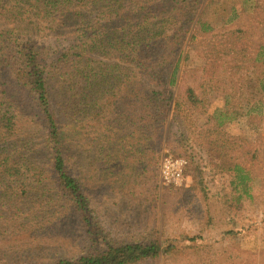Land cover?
<instances>
[{
  "label": "rangeland",
  "instance_id": "rangeland-1",
  "mask_svg": "<svg viewBox=\"0 0 264 264\" xmlns=\"http://www.w3.org/2000/svg\"><path fill=\"white\" fill-rule=\"evenodd\" d=\"M172 1L97 0L92 6L93 0H75L70 21L57 11L49 24L0 17V39L32 41L45 50L47 65L67 45L66 36H80V15L98 23L95 29L106 23L124 35L131 18L117 19V8L127 9L132 22L147 27L157 41L185 36L188 54L174 99L161 110L162 128L151 130L152 138L139 130L106 128L94 117L85 121L84 104L77 105L81 113L73 121L61 109L62 87L53 81L67 164L89 201L96 241L70 203L50 193L56 185L47 174L50 149L40 111L29 99L16 102L14 126L0 125V264H49L87 254L95 244L152 241L174 249L140 264H264V87L256 80V67L264 77V51L258 55L257 46L264 44V0H217L210 6L209 0H187L197 8L195 15ZM89 3L93 10L86 9ZM103 5L112 9L106 17ZM69 22L79 24L73 29ZM188 89L199 104L185 101ZM134 102L124 110H138ZM167 156L186 160V185L162 182ZM236 165L248 176L245 184H239Z\"/></svg>",
  "mask_w": 264,
  "mask_h": 264
},
{
  "label": "trees",
  "instance_id": "trees-1",
  "mask_svg": "<svg viewBox=\"0 0 264 264\" xmlns=\"http://www.w3.org/2000/svg\"><path fill=\"white\" fill-rule=\"evenodd\" d=\"M93 1L95 3L92 6H95L97 0ZM216 1L209 0L207 6ZM172 2L182 3L181 8L190 13L194 12V15L198 12L197 8L193 7V2L188 3L187 0ZM76 5L75 0H0V17L13 23L24 22L26 19L35 23V19H38L49 24L54 20L53 13L62 11L65 12L64 20L70 21L73 11L77 10ZM88 6L86 9L93 10L90 3ZM103 9L104 17L112 10L108 5H103ZM125 10L127 9H116L119 17L117 19L131 18L127 29H123L124 35L118 31L117 34L109 31V24L106 23L100 24L101 27L95 29L98 23L87 21L89 16L80 15L81 19L83 16L81 24L77 27V32H81L80 36H66L67 45L54 54L55 61H52L51 65H47L48 61H45L47 59L45 50H38L32 41L10 40L4 36L0 39V125L2 129L7 130L14 126L12 110L15 108L14 111L18 112L16 102L29 99L35 103L48 131L51 169L47 174L56 185L50 193H59L64 201L70 203L79 213V219L86 230L90 232V239L95 241L98 232L95 229L89 201L81 183L67 164V140L58 119L60 115L55 109L58 104L55 103L53 95V81H57L62 87L65 108L61 109L73 121H76L81 113L77 105L84 104V112L87 113L84 116L85 121H91L94 117L99 125L106 128L118 129L122 132L139 130L148 138H152L149 135L150 131L157 127L162 128L165 113L161 110L169 108L174 99L172 89L180 83V69L188 55L185 50V36L176 34L173 38L157 41L145 32L147 27L134 24L131 13L124 12ZM78 24V22L76 24L69 22L73 29ZM115 24L116 21L110 26ZM199 24L201 25L200 18ZM128 28L131 32L138 30V35L132 36ZM7 33L14 34L13 31ZM257 46L258 55H262L264 44ZM259 67H256L258 71L256 80L263 88L264 77L260 76ZM134 73H139L140 77H136ZM80 81L83 85H80ZM14 84L16 86H13ZM119 85H122L123 90L117 93L115 87ZM138 89L142 93L138 92ZM123 91L122 95L125 98L119 99V94ZM260 92L264 93V88L260 89ZM136 100L139 101L138 110L132 108L124 110L126 105L130 107ZM185 101L195 105L200 103L191 89H188ZM261 102L264 106V101ZM25 161L32 163L31 159ZM13 164L16 166L18 163L13 162ZM23 164L25 165V162ZM24 165L18 167L22 169ZM9 168L5 167L4 171L8 169L9 172ZM234 168L239 174L237 177L239 184H245L248 176L244 173V169L238 165ZM15 169L19 174L21 170ZM173 249L171 245L167 250L162 249L161 245L154 241L107 245L104 248H98L95 244L94 249L87 254L76 258L60 257L49 264H140L158 259L162 254L171 253Z\"/></svg>",
  "mask_w": 264,
  "mask_h": 264
},
{
  "label": "built area",
  "instance_id": "built-area-1",
  "mask_svg": "<svg viewBox=\"0 0 264 264\" xmlns=\"http://www.w3.org/2000/svg\"><path fill=\"white\" fill-rule=\"evenodd\" d=\"M187 167L186 160L167 156L161 164V179L167 186L181 187L187 184L185 170Z\"/></svg>",
  "mask_w": 264,
  "mask_h": 264
}]
</instances>
